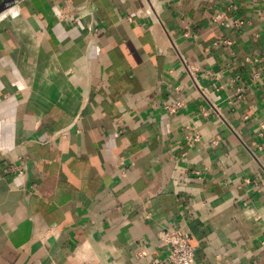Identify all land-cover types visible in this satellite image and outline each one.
<instances>
[{"label":"crops","instance_id":"0c3cea01","mask_svg":"<svg viewBox=\"0 0 264 264\" xmlns=\"http://www.w3.org/2000/svg\"><path fill=\"white\" fill-rule=\"evenodd\" d=\"M263 95L264 0L5 9L0 264H264Z\"/></svg>","mask_w":264,"mask_h":264},{"label":"built area","instance_id":"2783aa9c","mask_svg":"<svg viewBox=\"0 0 264 264\" xmlns=\"http://www.w3.org/2000/svg\"><path fill=\"white\" fill-rule=\"evenodd\" d=\"M57 14L60 18L65 20H72L75 22L77 19V17L73 16V13L71 14L64 10L59 9L57 11ZM215 20H220V15H217L215 17ZM183 64L189 75L192 76V73L195 70L194 67L192 65L187 64L185 60H183ZM251 77L252 80H258L260 78V73L255 71L252 73ZM239 78V75L234 76L235 80H238ZM242 90L243 89L241 86H236V95L241 96ZM182 105L183 104L181 101H177L171 105H166L165 110L171 113ZM188 140L190 141V143H192V141L196 140V137L193 139L189 138ZM196 174H199V172H196ZM158 235L162 243L167 248L165 262H167L168 264H198L194 256V247L189 243L190 233L187 229L181 227L164 228L159 231ZM262 243L264 244V240L262 241ZM153 264H157V261H155Z\"/></svg>","mask_w":264,"mask_h":264},{"label":"water","instance_id":"95a60500","mask_svg":"<svg viewBox=\"0 0 264 264\" xmlns=\"http://www.w3.org/2000/svg\"><path fill=\"white\" fill-rule=\"evenodd\" d=\"M21 0H0V13Z\"/></svg>","mask_w":264,"mask_h":264}]
</instances>
